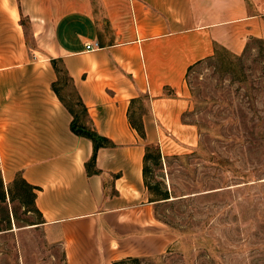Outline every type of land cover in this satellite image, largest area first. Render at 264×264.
<instances>
[{
	"label": "crops",
	"instance_id": "0c3cea01",
	"mask_svg": "<svg viewBox=\"0 0 264 264\" xmlns=\"http://www.w3.org/2000/svg\"><path fill=\"white\" fill-rule=\"evenodd\" d=\"M251 39L264 41V0H0V171L5 185L20 174L36 187L34 224L61 244L65 264H114L173 244L145 182L146 146L166 158L190 140L189 70L219 50L241 54ZM52 59L114 143L97 151V172L86 165L93 141L73 131L53 89Z\"/></svg>",
	"mask_w": 264,
	"mask_h": 264
},
{
	"label": "rangeland",
	"instance_id": "374dc122",
	"mask_svg": "<svg viewBox=\"0 0 264 264\" xmlns=\"http://www.w3.org/2000/svg\"><path fill=\"white\" fill-rule=\"evenodd\" d=\"M187 86L184 121L194 135L149 164L150 183L170 192L157 215L175 240L161 255L124 264H264V41L195 64ZM8 207L17 214L0 231V264H65L61 244L19 201H0V228Z\"/></svg>",
	"mask_w": 264,
	"mask_h": 264
},
{
	"label": "trees",
	"instance_id": "16d2710c",
	"mask_svg": "<svg viewBox=\"0 0 264 264\" xmlns=\"http://www.w3.org/2000/svg\"><path fill=\"white\" fill-rule=\"evenodd\" d=\"M22 23L25 24V20H22ZM53 67L57 73V80L53 82V89L61 99V101L66 105L69 111L73 115V120L71 123L73 131L77 134L88 137L93 141L94 144V153L89 162L86 163L87 169L89 172L98 171L94 170L96 154L100 147L112 146L114 143L99 134L98 131L91 124V119L87 107L85 106L81 96L79 95L77 89L73 84V80L70 77L65 65L61 59H52ZM133 125L137 130L144 135L145 130L142 123L133 121ZM162 152L159 146L157 145H147L146 154H145V166H144V177L146 185L151 194V200H164L170 198V192L168 190H161L158 184L150 183L149 181V164L152 161L155 164L161 162ZM36 187L29 182H27L20 174L16 178L5 185L2 172L0 171V201L6 204L12 203L14 201H19L20 206L24 211L33 212L40 216V212L35 204L36 197ZM7 208V226L0 228L1 230L11 228V212L16 216V208L12 207ZM36 222H33L34 224ZM141 258L139 257H127L118 261H115L114 264H124L127 261L133 260L138 262Z\"/></svg>",
	"mask_w": 264,
	"mask_h": 264
},
{
	"label": "built area",
	"instance_id": "2783aa9c",
	"mask_svg": "<svg viewBox=\"0 0 264 264\" xmlns=\"http://www.w3.org/2000/svg\"><path fill=\"white\" fill-rule=\"evenodd\" d=\"M99 43L98 42H94V43H87L86 45V49L87 50H94V49H97L99 48Z\"/></svg>",
	"mask_w": 264,
	"mask_h": 264
}]
</instances>
